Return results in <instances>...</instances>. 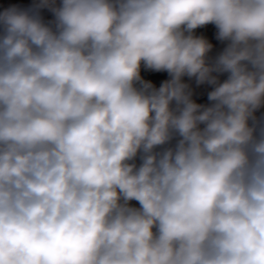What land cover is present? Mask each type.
I'll list each match as a JSON object with an SVG mask.
<instances>
[{
    "label": "clouds",
    "instance_id": "obj_1",
    "mask_svg": "<svg viewBox=\"0 0 264 264\" xmlns=\"http://www.w3.org/2000/svg\"><path fill=\"white\" fill-rule=\"evenodd\" d=\"M0 264H264V0H0Z\"/></svg>",
    "mask_w": 264,
    "mask_h": 264
}]
</instances>
